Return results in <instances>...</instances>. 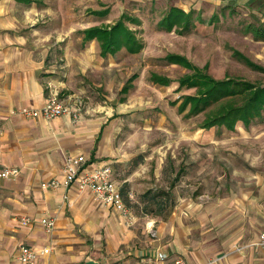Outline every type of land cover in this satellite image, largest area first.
Wrapping results in <instances>:
<instances>
[{
	"label": "rangeland",
	"instance_id": "374dc122",
	"mask_svg": "<svg viewBox=\"0 0 264 264\" xmlns=\"http://www.w3.org/2000/svg\"><path fill=\"white\" fill-rule=\"evenodd\" d=\"M184 1L42 0L38 12L14 0H0V4L12 13V27L29 28L28 21L41 12V26L53 22L55 39H70L73 51L65 58L61 51L66 41L55 45L57 59L64 58L58 60L59 64L67 63L65 68L59 66L65 73L61 76L66 85L62 91L75 93L73 101L84 103L96 115L106 113L118 118L121 142L132 153L126 168L143 169L138 177L150 186L147 191L169 193L172 209L180 199H214L219 202L224 223L218 229L235 222L248 223L252 232L258 233L264 230V109L261 117L247 125L238 121L234 129L205 126L206 111L192 114L184 104L182 94H194L195 88L180 86L179 80L195 67L213 78L236 76L264 84V40L247 30L250 21H260L243 6H235L230 12L217 7L213 12L216 19L210 20L211 6L204 3L201 10L189 8L194 24L188 31L182 32L181 24L171 30L158 27L159 19L172 4L189 11ZM118 20L141 42L137 51L121 46L114 53L102 54L96 38L82 40L84 27L110 28ZM171 55L181 56L193 67L186 66L182 58L170 59ZM153 75L165 78L166 83L153 80ZM144 190L141 184L136 191L144 198L133 203L136 213L146 200L155 206ZM238 246L236 243L231 248ZM99 252L76 251L82 258L98 257Z\"/></svg>",
	"mask_w": 264,
	"mask_h": 264
},
{
	"label": "crops",
	"instance_id": "0c3cea01",
	"mask_svg": "<svg viewBox=\"0 0 264 264\" xmlns=\"http://www.w3.org/2000/svg\"><path fill=\"white\" fill-rule=\"evenodd\" d=\"M14 1L33 6L38 12L42 0ZM204 3L210 4L212 13L217 7L230 12L235 6H243L259 23L264 22V0L184 1L188 10H201ZM172 5L185 10L181 5ZM41 16L39 12L32 17L29 28H15L12 13L0 4V169H19L14 177L0 176V264H21L18 250L23 244L39 251L48 249L39 253L34 264H76L77 258L78 264L89 259L99 264H162L156 257L158 250L167 252L170 258L182 256L187 264H203L209 259L213 260L210 264H264V251L258 244L264 230L252 232L248 223L236 222L218 229L224 223L219 202L214 199H180L172 209L169 193L154 199L155 192L150 191L148 199L160 200V205L146 200L140 213L134 212L133 203L144 200L136 193L139 185L143 184L144 192L150 186L138 177L143 169L126 168L132 153L121 142L117 117L96 115L82 102L77 121L63 115L48 120L26 117L16 111L40 107L52 91L71 104L77 96L62 91L66 88L61 78L65 73L59 68L67 63L58 62L73 51L71 41L55 39V23L41 26ZM65 41L61 51L64 58L57 59L55 45ZM67 153L84 154L90 164L104 160L112 165V177L120 185L132 215L130 224L116 209L96 202L89 191L72 188L65 199L62 187L45 186L50 178L60 176ZM133 195L135 198L130 199ZM204 204L208 206L202 207ZM23 216L30 218L28 225L20 223ZM43 216L55 218L52 230L41 223ZM236 243L246 247L236 252L231 248ZM85 244L88 247L83 249ZM83 250L100 252L98 257L82 258L76 251Z\"/></svg>",
	"mask_w": 264,
	"mask_h": 264
},
{
	"label": "trees",
	"instance_id": "16d2710c",
	"mask_svg": "<svg viewBox=\"0 0 264 264\" xmlns=\"http://www.w3.org/2000/svg\"><path fill=\"white\" fill-rule=\"evenodd\" d=\"M197 16L199 14H196ZM193 11H185L182 8L171 5L168 7L165 14L159 19L158 27L171 30L173 27L181 24V31H188L194 24L192 17ZM216 13L210 16V20H215ZM199 20L202 17L198 16ZM247 30L250 31L256 39L264 40V22L247 24ZM84 40L96 38L99 42L100 51L102 54L114 53L121 46H125L127 50L134 52L141 46V42L135 39L133 33L118 20L110 28L104 25H92L84 28ZM175 56V57H174ZM179 61L182 58L179 55H171ZM183 59V58H182ZM184 60V59H183ZM249 65L256 64L244 58ZM173 62V61H172ZM186 66L193 67L187 60H184ZM259 68V67H257ZM261 69H264L261 67ZM132 76L131 78H133ZM153 80L165 82V78L156 77L153 75ZM179 85L186 87H194V94L184 93V104H188L192 114L200 111H206L207 121L205 126L224 125L226 128L234 129L235 124L241 121L244 125L249 124L253 119L262 116L264 109V84H257L247 79L225 76L224 78H213L207 72H203L193 67L192 73L184 75L179 80ZM125 85L122 89L126 91ZM187 102V103H186ZM208 111V112H207ZM150 194L146 191L144 195ZM153 198L167 197L168 193L159 191L152 195ZM155 205H160V200L154 201ZM169 204V202H168Z\"/></svg>",
	"mask_w": 264,
	"mask_h": 264
},
{
	"label": "built area",
	"instance_id": "2783aa9c",
	"mask_svg": "<svg viewBox=\"0 0 264 264\" xmlns=\"http://www.w3.org/2000/svg\"><path fill=\"white\" fill-rule=\"evenodd\" d=\"M81 110L82 107L79 100L76 99L74 104L65 102L54 91L49 94L48 100L38 108L21 107L16 109L18 113L26 117H41L48 120L63 115L71 117L73 121L78 120ZM2 132L3 127L0 123V135ZM18 172L19 169L17 167L5 166L0 169V176L11 178L16 176ZM45 186L54 189L62 187L65 199H68V193L72 188H75L78 192L89 191L96 202L119 211L127 224L132 221V215L123 199L120 185L112 177V167L110 163L104 160H97L95 163L90 164L84 154L67 153L63 159L60 176L50 178L46 181ZM30 221L27 216H23L20 219L22 225H28ZM40 221L48 231L55 226V218L52 216H43ZM151 233L154 232L152 231ZM258 244L264 251V232L260 233ZM245 247L246 245H240L234 250L241 251ZM47 251V248L39 251L33 246L23 244L20 245L18 250V260L21 264H34L39 253ZM156 257L162 264H187V261L182 256L170 258L168 253L163 250H158ZM212 261V259H209L203 264H210Z\"/></svg>",
	"mask_w": 264,
	"mask_h": 264
},
{
	"label": "water",
	"instance_id": "95a60500",
	"mask_svg": "<svg viewBox=\"0 0 264 264\" xmlns=\"http://www.w3.org/2000/svg\"><path fill=\"white\" fill-rule=\"evenodd\" d=\"M83 264H99V263L93 259H89V260L85 261Z\"/></svg>",
	"mask_w": 264,
	"mask_h": 264
}]
</instances>
